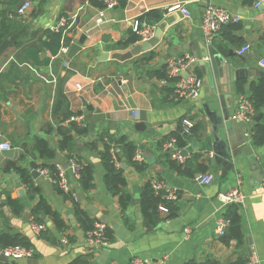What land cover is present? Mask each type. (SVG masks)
<instances>
[{
    "label": "crops",
    "instance_id": "crops-1",
    "mask_svg": "<svg viewBox=\"0 0 264 264\" xmlns=\"http://www.w3.org/2000/svg\"><path fill=\"white\" fill-rule=\"evenodd\" d=\"M0 1L3 3L0 11H9L8 0ZM123 1V7L117 1L113 7L100 8L92 0H24L31 5L25 16L9 13L0 18V26L8 29V35L0 45V144L10 145L8 151H0V233L11 229L21 234L35 252L32 259L8 261L15 264H68L79 255L91 254L89 264H129L133 258L152 263L163 261L164 264H186L191 260L203 263L207 259H214L219 264H233L238 259L246 264L252 261L264 264V193L261 186L264 146L253 147L246 140L257 157L256 162L250 164L246 157L237 156L233 159V168L224 177L222 167L207 158L209 152L189 154L184 158V164L200 156L189 171L192 175L179 174L169 164L177 162L165 148L171 139L168 136L173 132L180 133L184 119L191 121L196 129L200 128L204 107L215 91L205 85L199 66L192 70L202 83L200 95L194 100L176 102L173 93L168 95L163 90L167 83L149 78L150 72L157 70L158 63L166 55L175 59L188 54L201 61L204 53L201 47L211 45L235 70L244 71L240 79L244 81L243 90L247 93L252 83L264 79V1L260 8H254L256 0ZM176 4L187 9L189 19L178 11L168 12V8ZM208 5L224 9L238 19L224 27L210 44L205 42L200 27ZM154 13L160 15L158 20ZM99 17L101 22L97 23ZM61 18L72 24L67 34L71 41L64 47L65 51L53 55L43 46L45 33L53 32ZM134 22L153 26V32L158 27L162 29L163 35L152 52L153 59L143 60L148 52L126 62L98 61V57L106 53H124L138 44L125 50L116 48L133 32ZM81 34L85 35L83 44L79 45V51L68 57L71 46L77 44ZM244 47L249 50L238 55L237 51ZM163 67L166 73V65ZM239 81L232 85L227 104L229 118L241 95L237 88ZM174 85L172 81L171 86ZM60 93L67 99L69 111L80 113L61 125L67 126L73 122L71 119L78 118V124L87 128V135L75 138V155L82 164L93 167L94 187L85 191L78 181L70 179V190L95 226L103 224L113 232L114 240L106 247L87 242V236L75 221L73 202L39 173L44 161L33 150L37 139L46 141L62 160L68 158L67 152L58 150L56 127L62 117L60 113L53 115ZM133 112L138 113L137 119L132 116ZM259 115H264V106ZM137 123L144 125L143 131L136 129ZM108 135L126 137L144 157L143 168L138 171L132 165L137 162L135 155L131 163L122 159L127 192L132 197V204L125 212L126 221L117 197L108 194L103 185L104 170L100 160L103 148L101 144L95 150L89 147L101 136ZM21 156L24 159L19 162ZM17 161L30 184L39 191L34 197L29 196L28 187L17 173L3 171L7 162ZM31 162L37 169L31 167ZM198 164L207 168L205 173L215 176L213 183L199 186L194 182L196 175L205 174L197 171ZM27 167L37 171L39 177L34 180ZM153 178L176 191L178 199L172 203L176 207V216L148 232L143 225L139 200L141 189ZM236 188L244 196L242 202L235 204L241 217L242 245L222 243L215 234V222L224 216L228 206L221 196ZM40 198L59 213L68 226L58 235L53 222L41 216L44 229L57 236L55 243L42 240L32 229L35 223L32 210ZM9 199L18 203L19 213L8 205ZM26 216H29L28 221L24 219Z\"/></svg>",
    "mask_w": 264,
    "mask_h": 264
},
{
    "label": "trees",
    "instance_id": "trees-1",
    "mask_svg": "<svg viewBox=\"0 0 264 264\" xmlns=\"http://www.w3.org/2000/svg\"><path fill=\"white\" fill-rule=\"evenodd\" d=\"M19 1L20 0H8L6 5L13 6L16 5ZM117 1L121 7L125 6V2L123 0ZM92 3L100 8L105 7L102 3L97 2V0H92ZM0 4H3L2 1H0ZM9 13L11 14V16H16V13L14 12L3 10L0 11V18H4ZM154 18L155 20H158L160 18V15L158 13H154ZM67 34L68 30L65 29H60L58 32H46V41L43 44L44 48L49 50L53 55L58 54V52L71 41ZM7 35L8 29L4 25L0 26V45L4 42ZM139 41L140 38L132 32L124 41L118 43L116 48L125 50L129 46ZM153 56L154 53L150 52L149 55L144 57L143 60L145 62H149L153 59ZM149 78H154L160 81L166 79L165 67H161V69L151 71ZM171 84L172 81L169 80L167 83V87L163 88V90L168 93V95H171L174 91V88L171 86ZM243 85V80H240L237 83L238 92L239 94H245L248 96L254 107L256 117L260 114V111L264 106V79H260L256 83H252L247 93L243 90ZM58 113H60V116L62 117L56 127V135L59 137L58 150L61 152H67V157L74 156L80 162L79 156L75 155V138L87 135L88 130L82 124H78L76 122H70L67 126L61 125L62 122L69 120L70 117L80 114H74L69 111L68 101L61 93L59 94V97L57 96V99L55 101L53 115L56 116ZM195 130L196 127L193 126L189 130V132H194ZM105 137L107 139H104ZM105 137L101 136L97 141L90 144L89 147L91 150H95L97 149L98 144H101L103 148L102 152L100 153L101 165L104 170L103 185L108 194H110L112 197H117L120 211L123 215V219L126 221V217L124 216L126 210L132 204V197L127 192V182L124 177V170L121 167V163L122 159H125L127 163H131V159L135 155L136 147L132 142L128 141L126 137L113 138L112 135H108ZM168 138H175L178 148H183L187 144L179 132L171 133ZM251 144L253 145V147L264 146V115L261 117L258 123L254 122L252 126ZM33 150L39 156V158L44 161L42 168H47L51 173V177L55 178L54 165L52 163L55 153L50 149L48 143L44 140L37 139L35 141ZM111 150H114V155L111 154ZM199 158L200 156H195L191 160H187L183 165L177 164L175 162H169V164L172 166V169H175L179 174L189 177L192 175V172H189L192 169V164L196 163ZM23 159L24 158L21 156L19 158V162ZM114 160L119 162V167L115 166ZM82 165L83 168L78 182L80 183L83 190L89 191L94 187L93 167L90 164ZM132 165L137 171L142 170L143 168V164L141 163L132 162ZM31 167L37 169V165L33 162H31ZM196 168L200 173H205L207 170L205 166L199 164ZM3 171H13L17 173L28 187L30 197H34L37 193H39L38 189L34 188L30 184L25 170L18 166V161L7 162L3 168ZM54 188L60 194H64L58 189L57 186H54ZM65 197L66 199L73 202L75 221L81 231L85 235L93 231L95 228L93 220L86 214V212L79 206L77 202H74L73 198L69 194H66ZM7 203L15 213L20 212L21 209L16 201H12L9 199ZM160 204L165 205L168 208V213L164 216L161 215L158 210ZM139 206L143 217L144 228L148 232L154 230L159 223L172 219L176 216V207L172 206V203L165 202L162 199L161 194H156L153 191L149 181L141 189ZM32 216L34 222L41 226L43 224L41 216L49 218L53 222L55 231L58 235L64 233L68 229L67 224L61 218L59 213L53 211L42 198H40L37 206H35L32 210ZM224 218L228 220V227L226 228L224 234L225 243L235 242L238 245H242L244 237L238 206L235 204L228 205L224 214ZM104 232L106 239L109 243H111L114 240L113 232L108 229V227L105 228ZM38 235L42 240L48 243L57 242V236L46 229L42 230ZM8 247L30 248V243L26 237H23L21 234L14 233L10 229L7 232L0 233V248L4 249ZM91 259V254L79 255L68 264H89ZM0 264L15 263L7 261L1 262ZM186 264H219V262L214 259H207L203 263H197L196 261L191 260ZM233 264H246V262L242 259H238Z\"/></svg>",
    "mask_w": 264,
    "mask_h": 264
},
{
    "label": "built area",
    "instance_id": "built-area-1",
    "mask_svg": "<svg viewBox=\"0 0 264 264\" xmlns=\"http://www.w3.org/2000/svg\"><path fill=\"white\" fill-rule=\"evenodd\" d=\"M264 0H256L253 4L254 8H259ZM97 2L102 3L104 6L110 8L117 4L116 0H97ZM31 5L28 2H25L17 11L16 14L19 17L25 16ZM178 11L185 19L190 18V14L187 9L182 5H173L168 8V12ZM101 17L96 21L100 23ZM238 19L233 18L232 15L221 8L208 5L201 17V31L204 37V40L207 44H210L211 41L218 34L222 32L224 27L229 25L232 22H237ZM72 27V24L65 18H61L58 22V25L52 29L53 32H58L60 29L69 30ZM154 27L148 26L146 24H141L139 22L133 23V32L140 38L138 43L148 40L153 34ZM65 51L63 47L61 49ZM249 50L248 47H244L241 50L237 51V54L242 56ZM198 59L194 56L185 54L180 58L169 59L166 64V79L161 80V84L168 83V81H174V91L173 99L178 102L179 100H194L197 99L200 95L202 88L201 80L194 74L192 70L189 71L187 79H184L181 76V73L186 71L188 68L198 63ZM80 90V86H77ZM132 116L136 119L138 118V113L133 112ZM231 120L236 121L243 131V135L248 142H251V129L255 122V111L252 105V102L249 100L248 96L241 94L238 97L237 107L235 112L231 115ZM73 122L79 123L78 118L71 119ZM183 132L189 133V130L194 126L191 121L184 119L182 121ZM165 148L170 151L171 157L178 164H184V158L180 156L181 149L177 146V141L175 138H171L166 142ZM10 145L3 143L0 144V151H8ZM114 150H111V154L114 155ZM214 154L209 152L207 155L208 159H213ZM135 159L138 163H143L144 157L142 153L137 150L135 152ZM63 164H53L54 165V175L55 178L51 177V173L47 168L39 169V173L47 178L54 186H57L58 189L64 194H69L74 202H77L76 196L71 193L70 186L71 180L79 181L83 165L74 157L70 156L67 159L63 160ZM116 167H119V162L114 160ZM71 179V180H70ZM215 176L212 173L198 174L194 177V182L199 186H208L213 183ZM150 185L153 191L156 194H161L162 199L168 203H174L177 201L178 196L176 191L169 189L165 183L158 181L157 179H150ZM263 193H264V179L261 183ZM244 199L243 194L238 188L229 191L227 194L221 196V200L225 205L237 204L242 202ZM158 210L162 214L168 213V208L165 205L160 204ZM228 227V220L221 216L217 218L215 222V234L217 237H222L225 234L226 228ZM106 226L103 224H98L95 226L94 230L89 232L87 236V242L91 245L98 247H106L110 243L104 235ZM32 229L34 233L39 234L44 227L36 223L33 224ZM62 242H65L64 240ZM2 255L11 261L17 260H29L32 259L35 255V252L32 248L25 247H8L1 250ZM129 264H164L163 261L156 263L149 262L141 258L131 259ZM249 264H254V261Z\"/></svg>",
    "mask_w": 264,
    "mask_h": 264
},
{
    "label": "water",
    "instance_id": "water-1",
    "mask_svg": "<svg viewBox=\"0 0 264 264\" xmlns=\"http://www.w3.org/2000/svg\"><path fill=\"white\" fill-rule=\"evenodd\" d=\"M24 3V0H20L16 5L10 6L8 10L16 13ZM162 35L163 31L158 27L148 40L136 44L130 50L124 53H106L98 57L97 60L106 61L110 59L126 62L143 53L154 52ZM84 40L85 35L81 34L77 44L71 46L68 57H72L79 51V45L83 44ZM201 49L204 50L202 60L182 72L181 76L187 79L189 71L199 66L203 72L205 85L209 86L210 91H215V93L211 95V101L204 107L203 125L194 132L184 133L183 130H180L183 139L188 143L181 149L180 156L186 158L189 154L197 152H212L214 154L213 161L215 165L222 167V176L224 177L233 168V159L237 156L246 157L250 164H254L257 160L251 145L247 144L239 124L229 118V108L227 105L229 97L231 98L232 95V85L234 82L241 80L240 78L244 71L235 70L224 56L218 54L211 45L202 46ZM229 53L231 54L232 51L230 50ZM170 57L171 55H166L161 59L157 65V69L165 66ZM83 106L86 107L85 102H83ZM260 118L261 115H258L255 118V122L258 123ZM135 127L138 131H143L144 129L142 123H137ZM52 163H64L59 153H55ZM27 171H29L34 180L40 175L37 171L32 170L31 167H27ZM24 219L28 221L29 216H26ZM218 241L223 243L225 237H219ZM0 261H8L2 255L1 250Z\"/></svg>",
    "mask_w": 264,
    "mask_h": 264
}]
</instances>
